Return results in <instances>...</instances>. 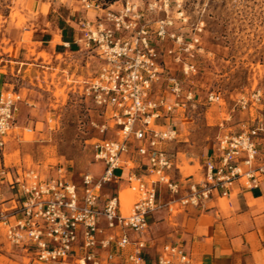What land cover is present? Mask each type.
Listing matches in <instances>:
<instances>
[{
  "label": "built area",
  "instance_id": "built-area-1",
  "mask_svg": "<svg viewBox=\"0 0 264 264\" xmlns=\"http://www.w3.org/2000/svg\"><path fill=\"white\" fill-rule=\"evenodd\" d=\"M81 2L86 10L103 12L76 21L72 27L77 53L100 62L95 75L80 84L105 117L96 126L99 137L89 143L93 161L101 166L100 174H84L78 186L61 166L47 177L7 166L6 145L24 100L19 93L2 89L0 264H193L187 252L170 244L148 263L141 237L148 229L149 215L163 206L170 213L175 210L161 204L158 195L162 187L171 195L179 190V180L174 179L176 172L180 175L179 168L164 149L176 140V131L155 121L163 111L170 113L179 106L181 86L173 76L166 78L172 103L154 93L164 78L163 59L146 26L139 23L135 5L126 3L115 12L112 5L102 8ZM165 28L166 22H159L157 37L161 40ZM175 60L184 74L195 71L179 56ZM208 99L219 97L210 94ZM108 133L115 137L106 138ZM202 166V181L188 184V195L170 203L199 207L212 192L228 197L235 184L257 188L264 181V123L258 120L238 134L218 137ZM124 184L133 192L127 214L119 205ZM106 185L116 186L108 196L101 194ZM127 230L139 236L131 241ZM104 232L108 234L99 241Z\"/></svg>",
  "mask_w": 264,
  "mask_h": 264
},
{
  "label": "rangeland",
  "instance_id": "rangeland-1",
  "mask_svg": "<svg viewBox=\"0 0 264 264\" xmlns=\"http://www.w3.org/2000/svg\"><path fill=\"white\" fill-rule=\"evenodd\" d=\"M21 1L0 0V89L17 92L24 100L6 145V165L31 169L43 177L61 166L80 186L81 176L97 177L101 170L89 143L99 137L96 126L105 117L80 86L95 75L100 62L82 54L58 56L35 41L37 34L47 31L51 46L59 42L54 28L58 15L72 12L81 21L103 12L86 10L82 0ZM86 2L102 8L112 5L115 12L126 3L135 5L139 23L146 26L163 59L164 78L154 93L172 103L166 78L173 76L181 86L179 106L170 113L163 111L155 121L176 131V140L164 149L180 171L174 177L179 180L178 192L171 195L162 187L158 199L163 205L177 201L188 195V184L202 181V164L218 137L238 134L258 120L264 123V0ZM50 6L55 12L40 16ZM161 21L166 22L162 40L157 37ZM176 55L195 71L184 74ZM210 94L219 99L210 101ZM114 137V133L106 135ZM115 188L106 185L101 194L108 196ZM126 190L122 185L120 192L127 195ZM191 207L173 206L172 213L163 210L150 218L148 224L156 225L152 236L175 242Z\"/></svg>",
  "mask_w": 264,
  "mask_h": 264
},
{
  "label": "crops",
  "instance_id": "crops-1",
  "mask_svg": "<svg viewBox=\"0 0 264 264\" xmlns=\"http://www.w3.org/2000/svg\"><path fill=\"white\" fill-rule=\"evenodd\" d=\"M38 12H41V7ZM53 12L55 10L50 6L45 14L40 13V16L47 18ZM71 13L65 17L58 15L56 18L54 28L58 33V43L51 46L53 39L47 31L37 34L35 42L49 48L50 52L53 49L58 56L75 57L78 53L73 41L72 27L76 19ZM211 150L212 148L208 150L207 155H210ZM121 197L125 204L129 203L128 191L127 195L125 191L121 193ZM167 204L176 206L170 202ZM163 210L170 214L168 208L163 206L149 215L148 229L141 236L146 244L144 257L148 263L154 262L162 247L170 244L177 245L187 252L193 264H264V181L251 190L235 184L228 197L221 196L220 192H212L199 207L192 206L189 209L183 228L178 230L176 241L172 243L152 236L151 232L156 225L148 224L150 218ZM126 232L131 241L139 236L129 230ZM107 234L104 232L98 236V240H103ZM6 264L14 263L7 261Z\"/></svg>",
  "mask_w": 264,
  "mask_h": 264
},
{
  "label": "bare ground",
  "instance_id": "bare-ground-1",
  "mask_svg": "<svg viewBox=\"0 0 264 264\" xmlns=\"http://www.w3.org/2000/svg\"><path fill=\"white\" fill-rule=\"evenodd\" d=\"M21 1V0H20ZM22 2V1H21ZM43 57V56H42ZM128 191V193H129V203H127V204H125L124 202H123V200H122V197H121V193L122 192H120L119 193V205L121 206V208H122V210H123V212L125 213V214H127V212L129 211V207H130V205L133 203V192L132 191H129V190H127Z\"/></svg>",
  "mask_w": 264,
  "mask_h": 264
},
{
  "label": "trees",
  "instance_id": "trees-1",
  "mask_svg": "<svg viewBox=\"0 0 264 264\" xmlns=\"http://www.w3.org/2000/svg\"><path fill=\"white\" fill-rule=\"evenodd\" d=\"M64 38V37H63Z\"/></svg>",
  "mask_w": 264,
  "mask_h": 264
}]
</instances>
